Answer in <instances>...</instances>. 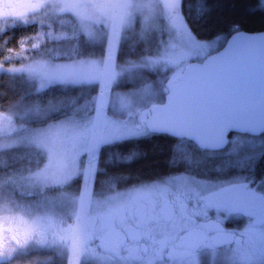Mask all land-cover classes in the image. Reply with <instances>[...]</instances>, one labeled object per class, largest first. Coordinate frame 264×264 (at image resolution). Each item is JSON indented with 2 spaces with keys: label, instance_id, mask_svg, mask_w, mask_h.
Instances as JSON below:
<instances>
[{
  "label": "rangeland",
  "instance_id": "374dc122",
  "mask_svg": "<svg viewBox=\"0 0 264 264\" xmlns=\"http://www.w3.org/2000/svg\"><path fill=\"white\" fill-rule=\"evenodd\" d=\"M180 1L19 0L15 4L14 0H9L7 5L0 0V30L12 24L38 25L37 33L24 40L20 52L15 54L20 63L8 67L0 65V72L26 75L38 90L55 83H93L98 89L92 105L77 107L79 117L66 116L40 128H24L21 124L33 116H45L46 110L16 108L0 115V151L30 146L43 155V162L32 172L0 176V264L11 263L15 256L29 251L44 253L33 264L52 263L53 256L64 257L65 264H197L199 254L190 258H164L160 262L154 254L147 256L146 261L144 257L141 263L131 256L125 261L122 257L109 261L101 248L90 249L95 243L94 240L90 243L88 238L118 229L125 223V215L141 201L154 199L159 203L171 192L185 191H198L210 198L228 182L219 178L199 181L192 175L191 178L176 175L169 178L164 187L146 183L112 191L94 192L92 188L95 150L115 140L145 135L140 121L148 108L163 101L167 88L183 68L191 62H200L224 44L223 37L196 40L181 19ZM64 18L71 23L68 20L66 23ZM70 25L88 42L104 43L103 58L57 60L61 56L58 55L63 46L61 41L72 36L63 31ZM135 25L138 26L135 31H140L142 37L163 36L157 54L148 58L146 66L117 64L111 58L113 47L110 45L122 31ZM141 75L149 77L150 81L138 89L110 91L119 80L134 84ZM263 148V136L235 134L217 154L190 150L188 162L199 161L201 157L207 163L219 160L220 164L223 160L220 158L228 155L233 162L251 160ZM83 154H87V158L81 162ZM218 164L215 175L222 173L223 168ZM77 175L82 180L80 189L62 191L61 188ZM166 185H174L176 192ZM252 192L264 202V177L253 185ZM257 225L253 246L234 245L221 251H208L204 256L208 264L216 259L224 264H264V226ZM65 228L75 229L83 238L82 244L64 238Z\"/></svg>",
  "mask_w": 264,
  "mask_h": 264
},
{
  "label": "trees",
  "instance_id": "16d2710c",
  "mask_svg": "<svg viewBox=\"0 0 264 264\" xmlns=\"http://www.w3.org/2000/svg\"><path fill=\"white\" fill-rule=\"evenodd\" d=\"M180 14L184 24L198 41L223 37L225 42L236 31L259 32L264 30V0H181ZM64 19L67 23L68 18ZM52 26L56 25L52 24ZM37 29V24H12L0 30V65L4 67L18 65L20 59L16 58L15 54L20 52L22 42L33 37ZM135 29H138L137 25L130 30L122 31L116 38V42L110 45L111 48L113 47L111 58L113 57V61L117 64L146 66L148 58L157 54L159 41L163 36L155 34L156 37L154 35L142 37L139 34L140 31H135ZM63 31L72 36L61 41L63 46L58 51V55L61 56H58L57 60L76 57L96 60L103 58L106 47L104 43L88 42L71 25L64 27ZM47 57H49V52ZM149 65L148 68H150ZM149 79L141 75L138 82L134 84L124 83L122 79L116 82L110 91L136 90L145 82L150 81ZM34 85L26 75L1 71L0 115L7 114L16 108L46 110L48 113L45 116H33L23 120L21 124L24 128H40L54 124L66 116L79 117L77 107L92 105L98 93L97 85L93 83H55L41 90L36 89ZM192 149L200 153V150L187 140L151 133L101 145L95 150L93 191L121 190L133 187L139 182L160 179L165 175L182 171L192 176L211 180L221 177L218 174L216 177L214 173L217 168L215 166L219 163L218 159H214L218 162H208L198 166L188 162ZM42 156L39 149L30 146L13 147L0 151V162H2L0 176L7 177L20 172H32L43 162ZM86 158L87 154L81 155V162ZM251 161L253 164L249 171L254 179L253 184H255L264 177V148ZM221 165V163L218 164V166ZM81 182L80 176L77 175L70 179L61 190L64 192L78 191ZM43 255V252L29 251L15 256L14 260L7 264H33L32 262L42 258ZM49 264H65V259L61 256H53L52 263ZM215 264L224 263L216 262Z\"/></svg>",
  "mask_w": 264,
  "mask_h": 264
},
{
  "label": "water",
  "instance_id": "95a60500",
  "mask_svg": "<svg viewBox=\"0 0 264 264\" xmlns=\"http://www.w3.org/2000/svg\"><path fill=\"white\" fill-rule=\"evenodd\" d=\"M143 119L149 133L184 139L206 151L223 149L230 134L264 137V30L236 31L220 49L191 62ZM218 197L228 210H254L264 222V203L257 204L244 185L226 186ZM232 242V235L223 234L212 245Z\"/></svg>",
  "mask_w": 264,
  "mask_h": 264
},
{
  "label": "flooded vegetation",
  "instance_id": "af4514ba",
  "mask_svg": "<svg viewBox=\"0 0 264 264\" xmlns=\"http://www.w3.org/2000/svg\"><path fill=\"white\" fill-rule=\"evenodd\" d=\"M3 1L7 5L10 4L9 0ZM14 2L18 4L19 0H14ZM143 120L140 121L141 125H143ZM142 128L145 129L144 126ZM145 131V133H149L146 129ZM198 149L202 153L215 154L223 150L206 151ZM200 159L199 161H192L191 164L198 166L207 163L206 159L201 157ZM220 159H223L220 162L223 169H221L222 173L219 179L228 182L218 188V191L229 185H244L246 191L256 195L252 192L254 179L249 171L253 164L252 159L247 158L233 162L231 155L222 156ZM175 176L191 178V174L182 171L165 175L160 179L139 182L133 187L144 186L146 183L164 187L168 179ZM198 178L196 177L199 181H205V178ZM168 187L171 191L176 192L174 185ZM198 193V191L176 192L174 194L171 192L168 198L162 199L159 203H156L154 199L150 202L141 201L125 215V223L120 225L118 229H112L102 236L88 237L90 243L93 240L95 243V246L90 245V249L101 248L109 261L116 257H122L124 259H121L125 261L131 256L132 259L135 258L138 263H141L147 260V256L154 254L160 262L168 258H190L199 254L197 264H208V260L204 258L208 251H221L234 245L244 248L253 246L255 225L264 226L262 215L256 214L254 210H228L220 197L215 198L216 194L206 198V194ZM194 199H197L198 202H194ZM263 203L257 196V204ZM62 233L64 238L76 241L79 245L82 244L83 238L78 235L75 229L65 228ZM54 234L56 238H59V235ZM223 234L232 235L233 242L227 246L212 245L213 238L215 236L218 238V235ZM216 262L224 263L216 259L209 264Z\"/></svg>",
  "mask_w": 264,
  "mask_h": 264
}]
</instances>
